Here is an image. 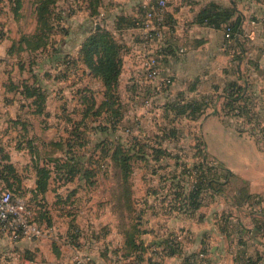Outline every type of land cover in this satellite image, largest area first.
Here are the masks:
<instances>
[{
    "label": "crops",
    "instance_id": "crops-1",
    "mask_svg": "<svg viewBox=\"0 0 264 264\" xmlns=\"http://www.w3.org/2000/svg\"><path fill=\"white\" fill-rule=\"evenodd\" d=\"M7 1L12 26L4 24L0 29V51L3 50L0 60L10 58L16 61L12 69L18 66L21 72H29V75L27 73L15 82L10 73L6 76L0 69V84L5 82L2 85L6 86L8 82V88L5 91L0 89V95L9 103L2 102L0 109L5 107L11 112L6 121H0V126L22 127L25 121L19 113L24 111L37 117H49L48 102L54 100L55 125L60 134V127L64 126L65 137L40 140V137H29L25 132L20 139L25 144L20 147L23 148L21 154L7 152L0 147V188L27 191L25 197L34 207L32 216L45 230L41 237H22L17 241L0 230V264H74L77 256L89 264H150L155 259L159 264H185L188 261L190 264H264V232L261 231L264 229V200L259 203L258 210L247 209L245 201H228L221 193L210 192L214 198L217 195L223 197L225 202L212 203L211 200L208 204L201 200L198 208L189 209L187 199L175 196L168 200L164 219H157L161 222L159 228L153 227L152 224L157 225L151 219L148 227H136L138 239L147 246L145 252H128L125 249L126 225L122 223L120 228L116 215H112L111 219L103 213L98 218L92 213L88 215L87 207L92 206L88 200L82 202L84 205L79 211L84 213V219L70 215L69 211H78L75 207L82 204L76 196L80 193L87 195L93 181H88L89 176L82 173L66 182L61 180L63 170L54 172L51 159L65 158L63 150L48 149L52 143L62 144L68 138L83 143L72 153L83 158L82 166L98 175L99 171L109 173L112 168L116 170L114 166H109L112 162L110 151H105L109 142L125 148L132 145L130 154L146 160L144 167H154L152 170L155 172L163 170L166 174L171 173L172 186L178 184L179 174L186 171L196 174V164L201 160L205 163L207 143L204 136L203 140L198 135L193 137L197 149L191 153L192 162L179 164L178 122L201 121L202 128L211 116L203 114L199 118H191L183 106L189 101L204 99L215 102L228 84L237 83L242 77L243 67L256 61L248 54L245 43L242 47L236 43L227 45L223 28L197 23V17L212 5L234 8L235 14L229 23L235 22L240 15L244 29L247 16L238 4L242 0H167L161 35L153 38L149 37V30L142 26V21L145 13L158 0H101L96 16L91 15L89 0H57L54 7L57 18L54 19L46 47L35 50L25 46L26 40L33 41L38 31V0H21L17 15L12 10L13 0ZM248 1L252 5L253 0H245V3L248 4ZM27 15L30 16V26L26 28L28 25L24 26V20ZM95 28L107 30L121 47L122 67L115 104L120 115L116 121H110V112L105 109H102L99 118L90 114L85 121H79L82 110L91 104L90 101L94 110L107 100L101 79L95 77L79 59L82 43ZM151 58L156 59L159 68L158 76L153 79L145 74L147 61ZM25 59L30 60L28 69H25ZM166 77L171 79L169 85L164 84ZM76 80H83V84L79 85ZM64 81L70 84L63 87ZM58 84L60 87H57ZM24 85L33 91V96L27 95ZM74 110H78L79 117H73L71 113L65 115ZM127 112H133V115H127ZM126 121H139V124L154 121L152 136L143 137L133 129H127ZM72 128L75 134H71ZM198 142L203 146L202 151ZM207 150L217 156L208 147ZM100 156L105 158L95 163L96 168L86 161L88 157ZM194 158L198 161L194 162ZM8 166L14 168L16 179L8 174ZM41 167L52 170V177L43 194L36 192ZM137 167L133 168V172ZM19 168H22L23 177ZM234 172L241 173L236 169ZM193 179H181L180 182L187 188ZM64 187L73 190L70 202V198L59 191ZM172 239L179 241V252L160 256L164 244Z\"/></svg>",
    "mask_w": 264,
    "mask_h": 264
},
{
    "label": "rangeland",
    "instance_id": "rangeland-1",
    "mask_svg": "<svg viewBox=\"0 0 264 264\" xmlns=\"http://www.w3.org/2000/svg\"><path fill=\"white\" fill-rule=\"evenodd\" d=\"M248 2L247 4L245 0H242L238 3L247 16V22L240 38L244 41L250 57L256 61L252 65L250 64V66L246 65L243 67L242 77L237 81V84L243 87L242 96L235 104L234 102L230 104L232 101L229 102L228 99H224L223 95H219L215 102L212 103L211 101L205 112V117H211L206 120L202 128L200 127L201 121L178 122L180 141L177 146L179 150L176 149L180 155L179 164L192 162L190 158L191 153L197 149V142L192 139L198 135L203 140L204 136L209 151L217 155L214 156L208 152L206 147L204 161L213 167L207 176L220 181L216 182L217 186H214L215 189L221 191L222 196L228 199V201L241 202L250 200L246 205L247 209L254 208L258 210L259 203L264 200V0H253L252 5H250L251 1ZM9 11L8 1L0 0V29H2V25L4 24L8 27L12 26L8 14ZM29 21L30 16L27 15L24 20V26L28 25L26 28L30 26ZM10 32L12 33L13 31ZM0 54L3 55V50L0 51ZM7 59L5 61L0 60V69L6 76L7 73H10L12 80L19 82L23 78V75H27V73L29 75V72H21L18 66L17 69L16 67L12 69V66H16V64L13 65L16 61L10 58ZM29 61V59H25V69H28ZM45 69L49 68L45 67ZM50 82L52 81H48V83ZM76 82L79 85L83 84V80H76ZM2 84H5V82L0 84V89L5 91V88H8V82L6 86ZM69 84V81H64L62 86L64 87ZM57 87H60V84ZM215 96H217V93ZM235 96L236 94H233V97ZM2 102L8 103L5 97L2 98L0 95V106ZM48 105L50 106L49 112L51 113L49 117H37L24 111L23 113H19V116L24 119L26 126L13 125L6 127L1 125L0 147L7 152L17 155L21 154L23 148L20 147L25 144L20 139L25 132L29 137H40V140L65 137L63 136L65 134L64 126L60 127L62 130L60 134L59 128L57 129L55 125V121L57 120L54 119L53 115L54 100H50ZM213 110H216L214 114H212ZM70 113L73 117H79L78 110L70 111L65 115H69ZM10 114L11 112L8 108L2 107L0 109V121H6ZM126 114L133 115V112H127ZM125 124L127 129H133L143 137L152 136L155 128L154 121H143L140 124L139 121H126ZM200 143L199 147L200 151H202L203 146ZM111 144L113 142H109L108 145ZM62 145L63 149L54 145L49 146L48 149L68 150L65 143ZM93 159H98V157H93ZM193 161L197 162L198 159L194 158ZM92 164L95 165L93 166L94 168L97 167L95 163ZM163 164L165 165V160ZM132 165L133 167H139L129 175L127 183L122 182L121 176L113 168L112 172L109 173L99 171L98 175L89 176L88 181H93V184L90 187L91 189L88 190L87 195L78 191V194H80L76 197L81 203L85 200L92 203V206L87 207L89 210L88 215L92 213L98 218L103 213L107 214L109 219L112 218V215H116L120 220V228L122 223L126 225L127 233L136 232L138 225L141 228L148 227L149 223H151L148 222L150 219L156 222L157 226L154 223L152 224L153 227L159 228L161 222L157 219H164L169 205L168 200L173 199L182 190L181 179L188 181L191 178H195L198 174H189L187 171L185 174H179L180 180L178 181V185L172 186L170 183L171 173L166 174L163 170L155 172L152 170L154 167H144L147 164L146 160L143 159H132ZM109 166L112 167L113 163L110 162ZM226 167L232 169V171ZM235 169L241 173L236 174L234 172ZM19 171L23 177L22 168H19ZM62 179L66 182L70 178L69 175L64 174L61 177ZM70 187H64L59 190L62 193L61 195L70 198L69 202L73 198L71 196L73 190ZM12 191L24 197L28 194L23 189ZM200 197L208 204L211 203V200L213 201L212 203H221L225 200L218 195L214 198L208 193H202ZM83 205V203L77 204L75 208L79 210L69 211L70 215L84 219V213H79ZM29 208L32 211L34 207L30 205ZM71 210H73V206ZM121 216H124L123 222ZM148 250L150 251V249ZM154 261H157V259Z\"/></svg>",
    "mask_w": 264,
    "mask_h": 264
},
{
    "label": "trees",
    "instance_id": "trees-1",
    "mask_svg": "<svg viewBox=\"0 0 264 264\" xmlns=\"http://www.w3.org/2000/svg\"><path fill=\"white\" fill-rule=\"evenodd\" d=\"M56 1L57 0L37 1L36 11L38 31L34 35L33 41L26 40L25 47L27 49L35 50L39 48L44 49L46 47L48 38L53 30L54 19L57 18L54 11ZM100 2L101 0H89L88 4L92 16H96L98 14L97 9L100 5ZM13 3L14 5L12 7V10L14 14L17 15L18 10L21 8V0H13ZM234 14V8H221L218 5H212L211 8L205 9L199 14L196 22L213 26L215 28H223V31L226 28H229L231 35L230 38L225 39L226 44L228 45L230 43H236L239 47H242V43L244 44V41H242L240 38L243 31V27L241 26V16L239 15L236 18L235 22L229 23V20L234 16ZM120 51V45L114 40L113 36L105 29L95 28L94 31L91 32V34L82 43V46L79 51V59L90 69L91 73L95 77L101 79L105 87L104 96L107 100H105V102H102L99 107L94 110L93 102L90 101L91 104H89L87 107H85V109L82 110V116L79 121H85L90 114L95 118H99L102 114V109H105L106 111L110 112V121H116L115 119L120 115L117 108H115V104L117 101V82L122 67V58ZM24 88L28 96H33V91L29 90V87L27 85H24ZM242 93L243 87L235 82L228 84V87L224 89L222 95L224 99H228L229 102L232 101L230 102V104H232L233 102L235 104L237 100L242 96ZM233 94H236V96L233 97ZM211 101L213 103V100L211 99H204L201 101H189L183 106V110L185 112L187 111L188 115L191 118H199L200 116L205 114L206 109L210 105ZM180 111L182 110L180 109ZM75 133L76 132L74 131V128H72L71 134ZM62 144L52 143V145L59 147L60 149H63ZM65 145L68 148V150H63V156H65V158L60 157L51 159V161H53L54 172L58 170H63V173L69 175L70 179H72L78 173H82L81 175L83 176L94 175L88 167H84L81 165L83 162V158L78 155H73L72 153V150L75 147L79 149L82 147L83 143L76 141L74 142V140H70V138H68L65 141ZM106 147L107 148L105 151H110L109 155L111 161L113 162V166L116 169L115 171H118L117 174L121 176L122 182L127 183L128 177L133 172L134 168L132 165V159L137 160L135 156H132L130 154L129 150L130 148H132V145H129V147L125 148L121 144H111L106 145ZM102 157L105 158L104 156H100L98 157V159L88 157L86 161L89 162V164L96 162L98 163L100 160H103ZM8 167V174L12 175L16 179L17 174L14 168H12V166ZM212 168L213 167L209 166L206 161L204 163L201 160L198 164H196L194 169V171L198 175L193 179L189 187L186 188L185 185H182V190L180 191V193H177L178 197H184L185 199H187L189 209L198 208V206L201 204L202 198L200 196L202 193H208L212 195V193L210 192H221L215 189L214 187L217 186L216 182L220 181L213 177L207 176L210 174ZM51 171L52 170L46 167L39 168L37 175L38 181L36 184L37 193L43 194L46 191L49 179L52 177ZM4 179L6 180V177ZM249 201L247 200L245 202L248 203ZM40 207L43 208L42 206ZM261 231L264 232V229L262 228ZM146 248L147 246H144L143 243L138 239L136 232H128L126 234L125 249L128 252H131L132 250H137L142 254L143 252H145ZM177 252H179V241L172 239L168 243L164 244V249L161 252L160 256L174 255ZM191 258L193 257L191 256ZM184 263L190 264L191 262L188 261L187 263ZM150 264L159 263L158 261H151Z\"/></svg>",
    "mask_w": 264,
    "mask_h": 264
},
{
    "label": "built area",
    "instance_id": "built-area-1",
    "mask_svg": "<svg viewBox=\"0 0 264 264\" xmlns=\"http://www.w3.org/2000/svg\"><path fill=\"white\" fill-rule=\"evenodd\" d=\"M167 0H158L144 16L142 26L149 30V37H159L160 29L164 26ZM224 38H230V30L226 28ZM145 74L149 78H156L159 74L157 61L151 58L147 61ZM164 84L171 83L170 78H164ZM0 230L9 233L13 241L22 237L38 238L45 234L44 227L36 221L29 208V201L24 196H19L11 189L0 188ZM74 264H89L85 260L75 257Z\"/></svg>",
    "mask_w": 264,
    "mask_h": 264
},
{
    "label": "water",
    "instance_id": "water-1",
    "mask_svg": "<svg viewBox=\"0 0 264 264\" xmlns=\"http://www.w3.org/2000/svg\"><path fill=\"white\" fill-rule=\"evenodd\" d=\"M216 112V110H213L212 114H214Z\"/></svg>",
    "mask_w": 264,
    "mask_h": 264
}]
</instances>
